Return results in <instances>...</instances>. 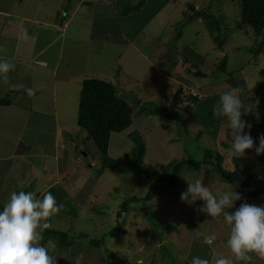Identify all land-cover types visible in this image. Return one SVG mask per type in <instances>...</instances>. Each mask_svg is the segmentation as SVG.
I'll list each match as a JSON object with an SVG mask.
<instances>
[{
    "label": "rangeland",
    "instance_id": "374dc122",
    "mask_svg": "<svg viewBox=\"0 0 264 264\" xmlns=\"http://www.w3.org/2000/svg\"><path fill=\"white\" fill-rule=\"evenodd\" d=\"M199 12L220 20L222 48L212 40ZM238 20L240 0H0V60L16 65L8 73V83L0 77V97L10 96L11 104L15 103L8 113L0 107V211L13 191H31L42 198L53 189L57 203L65 207L49 218V229L65 232L70 242L59 246L57 239L48 236L43 246L57 257V264H192L194 257L213 264L218 255L231 257L227 246L230 227L223 215L211 217L199 211L203 200L189 205L180 196L188 181L196 179L214 193L237 192V181L223 179L211 166L201 164L214 160L215 151L222 155L226 169L242 172L248 190L264 186L260 174L264 154L255 153L259 136L264 134L258 127L264 118V50L253 54L258 37L236 28ZM66 21L65 28L61 23ZM62 25L64 30L57 28ZM104 35L116 41L100 37ZM121 38L132 40L156 62L147 83L118 70ZM60 40L63 61L50 78L37 60H46L47 68L60 61L54 57ZM223 56L226 66L220 71L216 65ZM192 65L203 75L188 73ZM86 70L94 76L83 75L89 73ZM64 71L82 75L73 78L68 90L58 83ZM90 76L109 79L133 106L131 125L111 133L108 155L124 163L134 144L130 133L136 131L145 142L143 162L150 172L170 180L176 170L171 184L154 182L155 191L149 198H144L150 186L147 177L100 168L93 141L76 123L81 81ZM49 78L57 81L51 89ZM17 84L34 89L35 95L14 90ZM180 85L185 92L180 97H203L190 111L192 115L169 108ZM231 88L237 89L243 102L242 120L251 125L244 131H250L254 139V148L246 149L242 157L231 155L227 118L213 116L218 94ZM162 105L169 111L157 110ZM201 126L212 129L201 131ZM213 126L219 127L214 138ZM248 166L250 173L244 170ZM245 202L264 205L260 197L241 195L229 211ZM117 221L120 231L115 236L105 234ZM196 231L215 234L217 239L205 243ZM80 232L88 237H80ZM104 235V244L89 245L90 238ZM250 255L251 261L235 264H264V258Z\"/></svg>",
    "mask_w": 264,
    "mask_h": 264
},
{
    "label": "clouds",
    "instance_id": "9594fccd",
    "mask_svg": "<svg viewBox=\"0 0 264 264\" xmlns=\"http://www.w3.org/2000/svg\"><path fill=\"white\" fill-rule=\"evenodd\" d=\"M26 31V30H25ZM16 65L7 60H0V77L8 83V73ZM14 90H24L31 97L35 90L26 88L23 84L12 86ZM243 102L236 88H231L220 94L219 101L213 108V116L226 117L228 129H231V155L242 157L246 149L254 148V139L245 132L251 125L242 120ZM256 155L264 154V134L259 136V146L255 147ZM191 197V199H189ZM180 199L189 205L198 199L205 202L199 208L211 217L223 215L230 227L227 246L231 257L218 255L213 264H235L238 261L249 262L251 253L264 258V205L242 203L235 211V201L241 199L235 191L218 190L212 192L205 186L203 180L188 181L187 190L181 193ZM63 203H57L55 196L45 192L42 198H37L31 191H13L10 198L0 211V264H57V257L50 254L49 249L42 246L43 232L51 227L49 218L58 214ZM227 209V211H226ZM196 236L203 237L204 242L212 244L217 239L215 234L206 235L196 231ZM192 264H210L209 260L194 257Z\"/></svg>",
    "mask_w": 264,
    "mask_h": 264
},
{
    "label": "trees",
    "instance_id": "16d2710c",
    "mask_svg": "<svg viewBox=\"0 0 264 264\" xmlns=\"http://www.w3.org/2000/svg\"><path fill=\"white\" fill-rule=\"evenodd\" d=\"M88 3L92 4V2ZM199 15L202 16L216 46L222 48L224 39L220 38L218 35L221 29L220 20L216 15L210 13L199 12ZM235 27L239 29L243 28L245 33L252 31V33L256 37H258L254 48L252 47V52L255 56L262 52L264 50V0H240V20L236 22ZM100 37L106 40L116 41L115 39L109 37V35ZM120 42L123 43L126 42V40L121 38ZM184 60L188 59L185 57ZM225 66L226 56H223L217 63L216 69L224 71ZM261 73L264 77V70ZM184 93L185 92L183 91V85H180L174 91L172 97L170 98L171 106L169 108L181 110L188 115H190L191 113L192 115L193 113L190 111H193L194 109H196L197 105H200V101L203 97H201L199 94L180 97V95H183ZM219 95L220 94H218V96ZM11 103L12 99L10 98V96L0 97V105L7 106ZM157 110L169 111L167 107H164L163 105L162 107H158ZM132 115L133 106L130 102H128L118 94L115 85L109 80L95 77H84L82 79L80 94L77 100L76 123L80 128L86 130L87 135L93 141L98 154L100 155V168H109L119 173L133 172L134 174L147 177L150 186L144 198H149L155 191L154 182L161 181L166 184H171V181L174 179V175H176V170H174V175L172 178H170V180L164 178L162 175H160V173L150 172L144 166L143 162V157L146 150L145 142L141 135L136 131L130 133L134 144L130 151L125 154L124 163H119L116 159L108 155L111 133H118L129 127L132 123ZM217 122L220 125L222 123L221 119H218ZM214 127L215 126H213V130H211L212 134L214 135L213 138L217 135L219 130V127ZM258 127L264 132V118L260 119ZM208 128L212 129V127H207V129ZM200 129L201 131L204 130L207 132L205 126L204 128L202 127ZM212 156L214 157V160L202 162L201 164L211 166L213 170L218 174V176L223 179L237 181L239 183L237 193H239L240 196H257L264 199V186L262 188H255L252 191L248 190V188L246 187L247 178L243 177L242 172L238 168H235V170L232 171L226 169L221 163L223 157L219 152H213ZM234 162L236 164L235 167H238V162L235 158ZM193 165H198V163L195 162ZM176 166L178 168L180 167V164H177ZM244 170L250 173L252 171V168L248 166L245 167ZM260 174L261 179H264V168L261 170ZM52 190L53 189H51L50 192H52ZM120 229V222L117 221V224L112 229L108 230L105 234L115 236L120 231ZM49 235L58 240L57 244L59 246L70 244L65 232H60L48 228L43 232V240L40 241L42 246L47 241ZM79 236L86 238L88 237V234L85 232H80ZM104 238L105 235L97 239L90 238L88 243L91 246L99 247L104 244ZM181 264L188 263L182 262Z\"/></svg>",
    "mask_w": 264,
    "mask_h": 264
},
{
    "label": "crops",
    "instance_id": "0c3cea01",
    "mask_svg": "<svg viewBox=\"0 0 264 264\" xmlns=\"http://www.w3.org/2000/svg\"><path fill=\"white\" fill-rule=\"evenodd\" d=\"M77 4L75 6H77ZM78 8H80V7H78ZM74 10H76V9L74 8ZM67 21L64 22V23H61V24H64L65 28H66V25H67ZM52 25H54V24L52 23ZM64 26L63 27L59 26L57 28L58 29L60 28L61 30H64L65 29ZM138 31L139 30L137 29L136 33ZM60 35H62V34L60 33L59 36ZM126 36L128 37V35H126ZM61 50H62V40H60V50L58 52V55L54 56V57H59V59L60 58L61 59L56 64H53L51 62L50 63V68H47L48 62L46 60H44V59L37 60V63H38L39 66L46 67L47 70L44 71V73H48L49 72L48 75L50 76V78H51V72L54 74L55 73L54 72L55 68L58 69L59 65H61V63L63 61V58L61 56ZM37 56H39L38 53H36V57ZM56 60H57V58H56ZM48 61H49V59H48ZM155 63L156 62L153 59L148 58L147 54L144 51H142V49L139 46H137L136 44L132 43V40L129 41V42H123V45H121V48H120V50H119V52H118V54L116 56V64L118 65V70H120L121 73L124 74V76L127 75V76H130V77H133L134 79L138 78V79H140V80H142L143 82H146V83L149 81L148 77L151 74H153V72L155 71ZM85 72H89V73H85L83 75L90 74V75L94 76L92 73H90V71L86 70ZM81 76L82 75L80 73L79 74H75L72 71L69 72V73L64 71L63 78L60 81H58V83H62L65 86L66 90H68V86L72 85L73 78L78 80ZM92 76H90V77H92ZM54 77L55 76H53L52 78H54ZM50 78H49V82L47 83L49 89H51V87L53 88V86H55V83L57 82L55 80H51L50 81ZM106 80H109V79H106ZM111 83H113V82H111ZM74 89H75L74 91L76 92L77 91L76 87H74ZM54 96L56 97V91H54ZM50 103L54 104V101L50 102ZM11 105H15V103L7 105V106L6 105H0V107L2 109L5 108V113H8L9 111H11V109H10ZM15 111H17V110H15Z\"/></svg>",
    "mask_w": 264,
    "mask_h": 264
},
{
    "label": "water",
    "instance_id": "95a60500",
    "mask_svg": "<svg viewBox=\"0 0 264 264\" xmlns=\"http://www.w3.org/2000/svg\"><path fill=\"white\" fill-rule=\"evenodd\" d=\"M197 12H195V13H192L191 15H194V14H196ZM186 71L188 72V73H190V74H192V75H194V76H197V75H203V73H202V71L198 68V67H196V66H189L187 69H186ZM83 154L85 155V153L83 152Z\"/></svg>",
    "mask_w": 264,
    "mask_h": 264
}]
</instances>
